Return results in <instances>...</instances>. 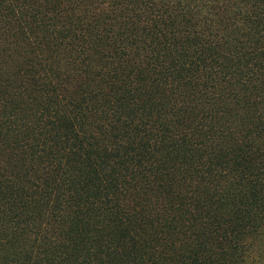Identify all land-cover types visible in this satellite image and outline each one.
Returning a JSON list of instances; mask_svg holds the SVG:
<instances>
[{"label": "trees", "instance_id": "16d2710c", "mask_svg": "<svg viewBox=\"0 0 264 264\" xmlns=\"http://www.w3.org/2000/svg\"><path fill=\"white\" fill-rule=\"evenodd\" d=\"M0 264H264V0H0Z\"/></svg>", "mask_w": 264, "mask_h": 264}]
</instances>
